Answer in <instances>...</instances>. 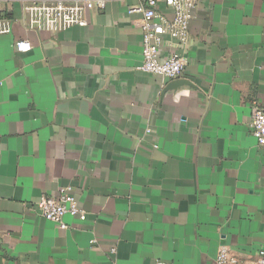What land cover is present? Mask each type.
Instances as JSON below:
<instances>
[{
  "label": "crops",
  "instance_id": "obj_1",
  "mask_svg": "<svg viewBox=\"0 0 264 264\" xmlns=\"http://www.w3.org/2000/svg\"><path fill=\"white\" fill-rule=\"evenodd\" d=\"M28 1L0 0V264H216L222 250L254 263L264 0H199L189 46L162 38L185 66L176 85L139 70L143 16L128 10L147 0H112L59 33L28 27ZM156 10L173 19L165 0ZM62 188L87 214L67 229L34 210Z\"/></svg>",
  "mask_w": 264,
  "mask_h": 264
},
{
  "label": "built area",
  "instance_id": "obj_2",
  "mask_svg": "<svg viewBox=\"0 0 264 264\" xmlns=\"http://www.w3.org/2000/svg\"><path fill=\"white\" fill-rule=\"evenodd\" d=\"M112 0H29L24 7L28 27L39 32L59 33L86 23V13L90 10H104ZM173 9L172 20L157 13V0H147L144 4L129 8L130 14H141L142 24V64L139 70L169 81L182 79L185 66L179 54L161 55L162 38L170 35L177 41L178 49L186 48L190 43L189 26L198 7L199 0H165ZM9 22L0 26V35L10 33ZM15 48L20 53L31 51L29 42H16ZM250 130L258 145L264 150V106L252 110ZM36 215L67 229L65 218L71 216L81 221L87 219L86 212L79 206L77 198L70 188H62L56 196H43L35 204ZM112 254L115 253L113 250ZM116 264V263H115ZM158 264H170L160 262ZM216 264H245L239 258L230 256L222 250ZM252 264H264V250L259 252Z\"/></svg>",
  "mask_w": 264,
  "mask_h": 264
},
{
  "label": "water",
  "instance_id": "obj_3",
  "mask_svg": "<svg viewBox=\"0 0 264 264\" xmlns=\"http://www.w3.org/2000/svg\"><path fill=\"white\" fill-rule=\"evenodd\" d=\"M180 80H182V79H180ZM180 80L174 81V82H175V85H176V83H178Z\"/></svg>",
  "mask_w": 264,
  "mask_h": 264
}]
</instances>
